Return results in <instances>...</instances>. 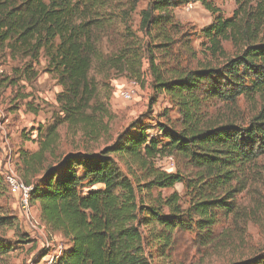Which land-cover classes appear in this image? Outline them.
<instances>
[{"label": "trees", "instance_id": "16d2710c", "mask_svg": "<svg viewBox=\"0 0 264 264\" xmlns=\"http://www.w3.org/2000/svg\"><path fill=\"white\" fill-rule=\"evenodd\" d=\"M140 1L0 0V66L8 58L21 63L2 82H31L44 58V69L55 72L63 87L57 97L59 113L46 130H40L39 148L24 161L33 178L22 177L32 185L30 201L38 205L40 221L61 235L60 253L52 264H154L151 243L158 240L168 245L174 229L183 225L184 213L207 231L216 221L214 211L231 204L227 199L233 185L264 154V103L247 122L210 124L202 112L211 99L233 103L241 95H264V0H237L239 7L229 18L211 0H146L138 29L142 37L130 23ZM196 1L214 16L203 29L212 54L225 53L224 40H236L240 50L219 65L163 69L156 63L155 52L170 54L177 41L174 35L180 33L171 9ZM114 22L123 25L124 37L130 36L132 42L124 40L117 52L104 56L100 44ZM146 52L154 77L153 103L160 94L169 95L181 116L180 128L160 124L162 140L149 135L150 127L138 118L99 152L56 154L62 124L90 139H98L107 130L104 119L109 109L99 99L97 82L90 75L95 62L139 72ZM49 155L56 160L48 162ZM166 155L187 159L197 169L194 176L158 167L156 158ZM125 156L146 172L147 182L140 190L185 183L195 199L191 207L182 209L177 192L159 205L140 203L134 182L117 162V157ZM3 182L8 190L4 178ZM14 219L0 214L1 224ZM155 225L160 229L144 228ZM7 249L0 243V254ZM49 250H44L41 260ZM232 264H264V255Z\"/></svg>", "mask_w": 264, "mask_h": 264}, {"label": "rangeland", "instance_id": "374dc122", "mask_svg": "<svg viewBox=\"0 0 264 264\" xmlns=\"http://www.w3.org/2000/svg\"><path fill=\"white\" fill-rule=\"evenodd\" d=\"M211 1L221 9L224 18L232 17L239 7L237 0ZM146 6L147 1L141 0L130 19L134 33L140 37L143 36L138 30L140 11ZM171 10L180 25V33L174 35L177 41L171 46L170 54L159 50L155 52L156 63L163 69H196L207 63L219 65L228 56L239 52L236 40H224L222 46L225 53L212 54L203 29L213 22L214 16L201 2L178 4ZM123 30V25L113 23L108 31L109 35L100 44L104 56L117 52L123 46L124 40L131 44L130 36L124 37ZM45 64L46 60L43 58L42 64L36 67L40 71L39 75L31 82L21 80L18 85L7 84L2 79L11 76L12 69L21 65L20 61L8 58L0 66V174L11 164L25 180L33 178L24 166L26 155L39 148L40 130H46L54 122L56 114L59 113L57 97L63 90L56 73L46 71ZM90 75L97 82L99 99L109 109L104 119L107 130L98 139H90L82 131L62 124L58 127L60 139L56 154L62 155L71 151L99 152L138 118L150 127L149 135L159 138H162L160 124L173 130L180 128L181 116L169 95L160 94L157 102L153 103L154 77L148 52L143 55L139 72L131 68L102 66V61H97ZM133 80H137L139 84L133 99H122L119 96L120 90ZM26 94L29 97L23 99L22 96ZM263 103L264 95H256L254 98L241 95L233 103L211 99L204 103L202 112L210 124H220L228 120L247 122ZM47 157L48 162L56 160L50 155ZM117 162L122 172L134 182L140 203L146 206L159 205L166 197L177 192L180 196L179 205L183 210L193 204L195 199L185 183H178L170 188L142 191L140 189L147 182L145 170L128 156L117 157ZM155 164L167 172L179 170L190 177L197 170L180 155L158 157ZM1 175L0 214L12 216L15 221L0 223V243L8 247L6 253L0 254V264H48L46 256L41 260L43 252L49 248L50 254L57 253L62 244L61 235L49 230L43 223L38 228H31L22 206L8 192ZM138 184L141 185L137 186ZM99 187L97 185L93 188ZM89 189L85 188V191ZM227 200L231 204L214 211L216 221L207 231L198 227L195 219L190 220L188 213H184L180 217L184 223L174 229L168 245L158 240L151 243L154 264H232L256 255H264V154L255 160L241 182L233 185L232 196ZM31 207L33 214L39 218L38 205L32 204ZM231 207L234 208L233 211L228 209ZM161 208L165 213L169 212L166 206ZM144 228L146 231L160 229L156 225Z\"/></svg>", "mask_w": 264, "mask_h": 264}, {"label": "built area", "instance_id": "2783aa9c", "mask_svg": "<svg viewBox=\"0 0 264 264\" xmlns=\"http://www.w3.org/2000/svg\"><path fill=\"white\" fill-rule=\"evenodd\" d=\"M138 87V81L133 80L125 88H122L120 90L119 96L124 100L130 101L133 99ZM1 174L10 194L15 197L22 206L23 214L26 217L31 228H38L42 224V222L37 216L33 214V210L31 207L32 204L30 201V192L32 190V185H28L11 164H8L6 168L2 170ZM60 249L61 245L57 250V253L48 254L46 256L48 264H52L56 261L60 253Z\"/></svg>", "mask_w": 264, "mask_h": 264}, {"label": "crops", "instance_id": "0c3cea01", "mask_svg": "<svg viewBox=\"0 0 264 264\" xmlns=\"http://www.w3.org/2000/svg\"><path fill=\"white\" fill-rule=\"evenodd\" d=\"M37 150V149H36ZM38 214H40V210H39V207H38Z\"/></svg>", "mask_w": 264, "mask_h": 264}]
</instances>
